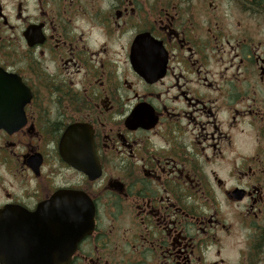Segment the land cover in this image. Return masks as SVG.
I'll list each match as a JSON object with an SVG mask.
<instances>
[{
    "label": "flooded vegetation",
    "instance_id": "obj_1",
    "mask_svg": "<svg viewBox=\"0 0 264 264\" xmlns=\"http://www.w3.org/2000/svg\"><path fill=\"white\" fill-rule=\"evenodd\" d=\"M53 222L66 264H264V0H0V264Z\"/></svg>",
    "mask_w": 264,
    "mask_h": 264
},
{
    "label": "water",
    "instance_id": "obj_2",
    "mask_svg": "<svg viewBox=\"0 0 264 264\" xmlns=\"http://www.w3.org/2000/svg\"><path fill=\"white\" fill-rule=\"evenodd\" d=\"M49 241H52L48 257H44L40 252L34 254L35 257L22 264H66L76 250V244L80 240L78 233L67 232L62 222L48 223ZM52 249V250H51ZM18 263V262H17Z\"/></svg>",
    "mask_w": 264,
    "mask_h": 264
}]
</instances>
